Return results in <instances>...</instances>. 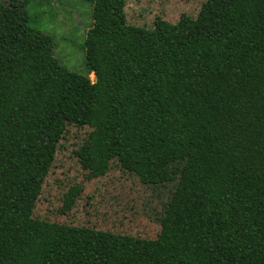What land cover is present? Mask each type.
Listing matches in <instances>:
<instances>
[{
	"label": "trees",
	"instance_id": "trees-1",
	"mask_svg": "<svg viewBox=\"0 0 264 264\" xmlns=\"http://www.w3.org/2000/svg\"><path fill=\"white\" fill-rule=\"evenodd\" d=\"M91 1L86 75L54 55L31 0L0 3V264H264V0L152 27L127 21L126 0ZM69 124L91 127L75 151L90 178L111 142L188 145L156 238L34 217Z\"/></svg>",
	"mask_w": 264,
	"mask_h": 264
},
{
	"label": "rangeland",
	"instance_id": "rangeland-1",
	"mask_svg": "<svg viewBox=\"0 0 264 264\" xmlns=\"http://www.w3.org/2000/svg\"><path fill=\"white\" fill-rule=\"evenodd\" d=\"M13 0H0L9 5ZM208 0H126L127 21L146 27L157 19L171 25L185 15L196 18ZM32 23L54 37V55L70 70L88 73L86 39L94 24L91 0H31ZM96 79L94 72L90 73ZM91 127L69 124L43 182L34 217L117 233L156 238L189 147L171 140L139 136L137 143H109L110 168L88 177L76 149ZM74 185L82 191L74 205L62 212L64 196Z\"/></svg>",
	"mask_w": 264,
	"mask_h": 264
}]
</instances>
